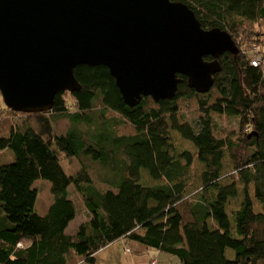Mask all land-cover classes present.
<instances>
[{"label":"trees","instance_id":"16d2710c","mask_svg":"<svg viewBox=\"0 0 264 264\" xmlns=\"http://www.w3.org/2000/svg\"><path fill=\"white\" fill-rule=\"evenodd\" d=\"M180 1L203 28L227 31L239 48L218 57L220 71L206 93H197L178 74L182 80L173 98L154 102L142 97L130 107L105 66L79 65L73 72L80 88L58 92L50 111L11 110L17 122L0 130V152L12 153L0 162V264H69L70 255L94 264L98 250L122 237L175 256L179 264L264 262V212L253 210L249 195L252 184L264 206V67L263 62L251 65L236 40L240 26H256L255 32L264 27V0ZM212 88L218 96L210 103ZM180 97L198 99L202 114L193 124L176 116ZM107 110L120 118L106 117ZM211 111L238 117L237 133L216 137ZM57 116L69 122L63 133L54 132ZM120 121L130 123L134 133L117 134ZM170 129L196 147L204 164L201 192L188 204L187 221L177 203L184 198L192 158L188 152L175 153ZM242 145L252 151L237 159L235 151ZM225 150L236 160L242 183L241 204L232 216L227 203L240 192L235 182H220ZM61 153L75 158L79 169L65 172ZM84 157L100 165V178L109 188L102 191L93 183ZM142 170L161 182L143 185ZM38 178L50 182L53 196L44 215L34 209ZM70 186L81 197L87 219L67 234L76 214Z\"/></svg>","mask_w":264,"mask_h":264},{"label":"water","instance_id":"95a60500","mask_svg":"<svg viewBox=\"0 0 264 264\" xmlns=\"http://www.w3.org/2000/svg\"><path fill=\"white\" fill-rule=\"evenodd\" d=\"M238 51L180 0H0V94L12 111H50L58 92L80 88L79 65L105 66L130 107L173 98L178 74L206 93L218 57Z\"/></svg>","mask_w":264,"mask_h":264},{"label":"rangeland","instance_id":"374dc122","mask_svg":"<svg viewBox=\"0 0 264 264\" xmlns=\"http://www.w3.org/2000/svg\"><path fill=\"white\" fill-rule=\"evenodd\" d=\"M256 26L251 27L243 25L238 27V34L236 40L240 43L241 48L247 54H257L262 58L263 67H264V27L260 28L259 31L255 32ZM258 33V34H256ZM256 47L257 52L252 51V48ZM218 96V93L215 88H212L210 91L209 102H213ZM205 97V96H203ZM176 105L178 107L176 111V116L181 122L194 123L197 120L202 112L198 106L197 97H180L176 100ZM116 117L120 118L119 115L110 110L106 111V117ZM210 116L213 120V133L216 137L222 138L225 137L228 133H237L239 120L236 116H226L225 114H219L214 111L210 112ZM10 122H17L16 116L13 114L11 109L7 108L3 102L2 96L0 94V130L7 128ZM69 126V122L65 117H56L53 121V128L55 133H63ZM114 130L117 134H131L134 133L135 129L130 123L120 121L115 125ZM171 142L174 145L175 153L180 154L182 152H188L191 155L192 163L188 168L187 172V188L185 191L184 198L177 203V207L183 215L184 221L189 220L190 216L188 213V204L190 201H193L198 197L201 192V172L204 169V164L197 159V150L196 147L188 140L183 139L178 132L175 130H169ZM237 135V134H236ZM234 135L233 137H235ZM252 151L251 147L242 145L235 151V156L237 159H242L247 156ZM11 151L6 149L0 152V162L8 161L11 156ZM232 154V153H231ZM230 152L225 150V155L222 159L223 167L221 169V184H230L235 182L239 192L242 188V183L240 182L237 172L234 168L235 159L231 157ZM84 161L89 165L88 173L93 181V183L102 191L110 187L109 184L101 180V174L104 171L100 165L95 162H92L89 157H84ZM59 161L64 171L67 173H74L79 169V163L75 158H66L62 153L59 156ZM103 179V178H102ZM140 182L143 185H150L155 183H160V181L152 180L148 173L145 170L141 171ZM51 184L47 179L38 178L34 181L33 187L37 189V197L34 204L35 211L44 215L47 212L49 205L53 200L51 193ZM70 196L76 207L75 217L69 221L67 231L73 232L77 229V224L85 221L87 219V213L85 206L81 197L77 194L73 186L69 187ZM249 195L253 201V210L255 212H264V206L254 197L253 185H249ZM241 202V192L229 199L227 203V212L230 216L239 208ZM211 223V221H210ZM74 233V232H73ZM121 241L117 243L111 249H106L97 256L94 264H128L126 257L120 255L122 246ZM129 248H124V253H129L127 250ZM116 250V255L114 256L113 251ZM130 250V249H129ZM130 254V253H129ZM119 255V256H118ZM174 261L171 264H179L178 259L174 256ZM69 264H83V258L75 255L69 256ZM128 262V263H127ZM257 264H264V262H258Z\"/></svg>","mask_w":264,"mask_h":264},{"label":"crops","instance_id":"0c3cea01","mask_svg":"<svg viewBox=\"0 0 264 264\" xmlns=\"http://www.w3.org/2000/svg\"><path fill=\"white\" fill-rule=\"evenodd\" d=\"M79 226V224H77V227ZM68 225L65 229V232L67 234H72L73 232H69L67 231ZM121 241V254L126 257L128 264H148L151 260L155 259L157 261L156 264H171L174 259L172 256H169L157 249H153V248H146L145 246L141 245L138 242H135L133 240H129L125 237L119 238L116 241L109 243L108 245L102 247L100 250L97 251L96 253V259L97 260V256L105 251L106 249H111L112 247H114L115 245H117L118 242ZM124 248H129L131 250V253H124ZM114 256L116 255V250L113 251ZM119 256V255H118Z\"/></svg>","mask_w":264,"mask_h":264},{"label":"built area","instance_id":"2783aa9c","mask_svg":"<svg viewBox=\"0 0 264 264\" xmlns=\"http://www.w3.org/2000/svg\"><path fill=\"white\" fill-rule=\"evenodd\" d=\"M250 63L253 66H258L259 64L262 63V58L257 54H253V56L250 58ZM17 245L20 246L21 243L19 242V243H17ZM125 250H127L129 253H131V250H129V249H125ZM156 263H157V261L155 259H153L148 264H156Z\"/></svg>","mask_w":264,"mask_h":264},{"label":"bare ground","instance_id":"6f19581e","mask_svg":"<svg viewBox=\"0 0 264 264\" xmlns=\"http://www.w3.org/2000/svg\"><path fill=\"white\" fill-rule=\"evenodd\" d=\"M252 51L257 52V48H256V47H253V48H252ZM249 55H250V58H251V54H249ZM252 56H253V54H252ZM250 58H249V56H248V60H249Z\"/></svg>","mask_w":264,"mask_h":264}]
</instances>
